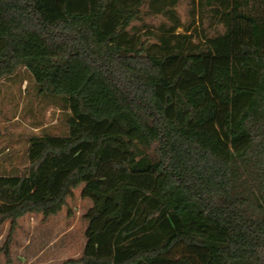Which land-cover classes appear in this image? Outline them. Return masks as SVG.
Here are the masks:
<instances>
[{"label":"trees","instance_id":"trees-1","mask_svg":"<svg viewBox=\"0 0 264 264\" xmlns=\"http://www.w3.org/2000/svg\"><path fill=\"white\" fill-rule=\"evenodd\" d=\"M179 1L0 0V92L24 68L65 117L0 170L7 255L20 217L81 188L72 262L264 264V0H193L182 31ZM144 15L169 23L145 37Z\"/></svg>","mask_w":264,"mask_h":264},{"label":"rangeland","instance_id":"rangeland-1","mask_svg":"<svg viewBox=\"0 0 264 264\" xmlns=\"http://www.w3.org/2000/svg\"><path fill=\"white\" fill-rule=\"evenodd\" d=\"M193 0H180L177 5L183 28L191 22ZM162 23H169L163 16L144 15L132 26L140 34L159 31ZM198 31L215 34L223 31L221 25L213 26L209 20L196 23ZM141 28V29H140ZM33 80L26 69L4 80L0 92V170L21 171L28 165L26 149L28 137L42 134L44 129L61 133L65 130L64 112L53 104L41 108L34 98ZM92 202L81 196V188L68 198L67 206L60 212L44 218L40 213L26 214L19 218L9 247L4 243L9 232L6 223L0 235V264H79L77 259L85 244L87 220L84 214Z\"/></svg>","mask_w":264,"mask_h":264},{"label":"crops","instance_id":"crops-1","mask_svg":"<svg viewBox=\"0 0 264 264\" xmlns=\"http://www.w3.org/2000/svg\"><path fill=\"white\" fill-rule=\"evenodd\" d=\"M1 236H2V234L0 235V240H1Z\"/></svg>","mask_w":264,"mask_h":264}]
</instances>
